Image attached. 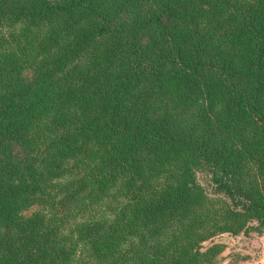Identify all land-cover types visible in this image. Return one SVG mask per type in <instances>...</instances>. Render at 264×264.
<instances>
[{
    "label": "trees",
    "instance_id": "obj_1",
    "mask_svg": "<svg viewBox=\"0 0 264 264\" xmlns=\"http://www.w3.org/2000/svg\"><path fill=\"white\" fill-rule=\"evenodd\" d=\"M263 230L264 0H0V264Z\"/></svg>",
    "mask_w": 264,
    "mask_h": 264
},
{
    "label": "crops",
    "instance_id": "obj_2",
    "mask_svg": "<svg viewBox=\"0 0 264 264\" xmlns=\"http://www.w3.org/2000/svg\"><path fill=\"white\" fill-rule=\"evenodd\" d=\"M220 237L226 247L218 264H264V230L238 235L224 233Z\"/></svg>",
    "mask_w": 264,
    "mask_h": 264
},
{
    "label": "rangeland",
    "instance_id": "obj_3",
    "mask_svg": "<svg viewBox=\"0 0 264 264\" xmlns=\"http://www.w3.org/2000/svg\"><path fill=\"white\" fill-rule=\"evenodd\" d=\"M199 176H200V178H201L202 180H204L205 178H207L206 175H205L204 173H200ZM218 239H221V237H220V238L218 237Z\"/></svg>",
    "mask_w": 264,
    "mask_h": 264
}]
</instances>
